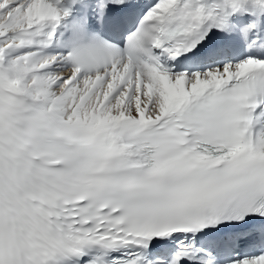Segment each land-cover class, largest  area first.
<instances>
[{"label": "snow or ice", "instance_id": "1", "mask_svg": "<svg viewBox=\"0 0 264 264\" xmlns=\"http://www.w3.org/2000/svg\"><path fill=\"white\" fill-rule=\"evenodd\" d=\"M0 264H264V0H0Z\"/></svg>", "mask_w": 264, "mask_h": 264}]
</instances>
